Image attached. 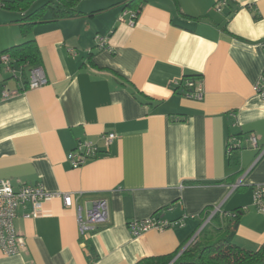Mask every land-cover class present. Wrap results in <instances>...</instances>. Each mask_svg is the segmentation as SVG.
Here are the masks:
<instances>
[{
  "label": "crops",
  "instance_id": "crops-1",
  "mask_svg": "<svg viewBox=\"0 0 264 264\" xmlns=\"http://www.w3.org/2000/svg\"><path fill=\"white\" fill-rule=\"evenodd\" d=\"M125 1L81 0V14L36 23L27 36L23 14L0 8V52L34 39L47 78L28 89L27 65L13 64L14 74L0 67V179L13 189L78 193L83 204L104 198L109 217L80 236L75 210L59 198L36 218L19 208L14 227L26 247L0 250V264H135L181 253L237 208L234 243L255 250L264 242V212L252 204L264 154L234 149L230 165L226 150L230 138L249 134L264 144V96L253 89L264 68V0H226L219 9L220 0H145L134 25ZM192 75L201 78V100L175 91ZM4 89L16 92L3 97ZM106 133H115L109 146ZM83 141L98 154L73 167L67 156ZM152 215L180 223L130 233V220Z\"/></svg>",
  "mask_w": 264,
  "mask_h": 264
},
{
  "label": "built area",
  "instance_id": "built-area-1",
  "mask_svg": "<svg viewBox=\"0 0 264 264\" xmlns=\"http://www.w3.org/2000/svg\"><path fill=\"white\" fill-rule=\"evenodd\" d=\"M226 0H220L216 6L223 5ZM127 22L134 25L137 14L133 10L126 11ZM96 43L99 48L104 47L105 39L96 36ZM260 48L264 55V42L260 44ZM74 53L73 50L69 51ZM0 67H5L12 74L15 73V68L11 65V59L8 53H0ZM22 68L21 66H18ZM184 82V87L188 90H183L182 95L194 99L201 100L203 98V89L201 78L181 79L175 82L176 87ZM47 83L45 72L41 65L32 66L28 69V89L39 88ZM254 91L261 96H264V68L258 82L254 85ZM16 91L4 89L3 97H8ZM115 137V133H106L102 135L105 146H109ZM242 147H251L257 149V157L259 159L264 154V144L259 146L258 137L254 134H249L245 137H232L227 143V152L233 149ZM98 154L97 146L91 141L79 142L76 147L69 152L67 158L70 160L73 167H78L85 160L95 157ZM236 184L235 186H237ZM252 204L256 210L264 212V184H255L252 187ZM80 194L74 192H57L51 194L47 192L41 184H22L17 189H13L10 182L5 179H0V250L5 255H14L23 251L26 247L25 238L18 233L14 227V219L17 216V210L23 208L22 217L36 218L40 216L44 203L51 198H59L65 208H73L75 210L78 233L80 236L89 231H96L101 226L108 222L107 201L104 198L92 199L86 203L78 201ZM218 207H213L208 211V221L216 212ZM232 216V214H231ZM180 223V220L168 221L155 215L139 219L130 220L127 226L130 233L138 236L150 229L162 230ZM195 234L188 244L195 241Z\"/></svg>",
  "mask_w": 264,
  "mask_h": 264
},
{
  "label": "trees",
  "instance_id": "trees-1",
  "mask_svg": "<svg viewBox=\"0 0 264 264\" xmlns=\"http://www.w3.org/2000/svg\"><path fill=\"white\" fill-rule=\"evenodd\" d=\"M39 1L38 5L33 6ZM81 0H0V8L18 11L23 14L20 19V33L27 36L36 23L47 20L74 17L81 14L77 6ZM145 0H126L125 8L138 11ZM9 54L11 65L17 66L40 65L41 57L39 49L34 39H29L23 43L13 45L2 51ZM0 52V53H2ZM200 78L199 75L184 76L183 79ZM184 82L176 87L178 93L182 94ZM228 156L230 165H235L238 161V153L231 150ZM217 213V212H216ZM242 210L237 208L233 211L224 212V217L228 218L226 224L220 228H215V237L206 236L204 239L197 240L188 244L181 253L179 249L175 252L150 256L138 260L135 264H264V242L255 250H248L234 243L235 230L238 224L239 215ZM232 214V216H231ZM217 217V215H216ZM205 231V230H204ZM89 249L91 247L88 245Z\"/></svg>",
  "mask_w": 264,
  "mask_h": 264
},
{
  "label": "rangeland",
  "instance_id": "rangeland-1",
  "mask_svg": "<svg viewBox=\"0 0 264 264\" xmlns=\"http://www.w3.org/2000/svg\"><path fill=\"white\" fill-rule=\"evenodd\" d=\"M214 235H215V231H213L212 229H210V232L207 234V236H209V237L211 236L213 238Z\"/></svg>",
  "mask_w": 264,
  "mask_h": 264
}]
</instances>
